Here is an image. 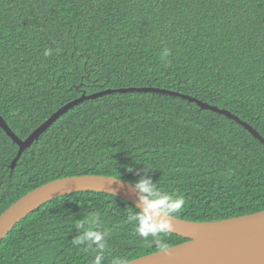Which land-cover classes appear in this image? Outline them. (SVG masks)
<instances>
[{
    "label": "trees",
    "instance_id": "1",
    "mask_svg": "<svg viewBox=\"0 0 264 264\" xmlns=\"http://www.w3.org/2000/svg\"><path fill=\"white\" fill-rule=\"evenodd\" d=\"M129 88L190 96L264 138V0H0V116L19 139L84 95ZM18 153L0 127V216L46 184L87 175L133 184L150 177L184 199L174 217L186 221L264 211V145L236 121L182 98L86 101L12 169ZM135 208L96 192L49 202L3 240L0 264H94L97 253L72 242L93 214L94 230L108 232L103 264L162 251L128 223ZM163 240L169 248L187 242L172 233Z\"/></svg>",
    "mask_w": 264,
    "mask_h": 264
},
{
    "label": "water",
    "instance_id": "2",
    "mask_svg": "<svg viewBox=\"0 0 264 264\" xmlns=\"http://www.w3.org/2000/svg\"><path fill=\"white\" fill-rule=\"evenodd\" d=\"M128 93L163 94L196 103L202 109L216 112L236 121L264 145V138L261 134L239 117L190 96L156 88L117 89L91 96L84 95L66 105L25 141L19 139L0 116V127L19 147V153L12 164V169H15L22 154L32 147L42 134L75 107L104 96ZM82 192L109 194L136 207H142L139 200L140 193L132 184L124 180L95 175L60 179L29 193L0 216V245L18 224L44 205ZM172 224L173 232L171 233L186 239L187 242L168 248L167 251L156 252L133 260L130 264H264V211L217 222H192L174 217Z\"/></svg>",
    "mask_w": 264,
    "mask_h": 264
},
{
    "label": "clouds",
    "instance_id": "3",
    "mask_svg": "<svg viewBox=\"0 0 264 264\" xmlns=\"http://www.w3.org/2000/svg\"><path fill=\"white\" fill-rule=\"evenodd\" d=\"M45 55H50L46 52ZM164 55H168L166 51ZM131 173L133 168L126 169ZM132 186L140 193L139 200L142 207L135 208L136 211L131 212L128 217V223L133 225L135 233L145 242L153 241L162 251H167L169 245L164 242L163 237L173 232V218L178 214L185 201L182 197L173 193L164 192L158 189L157 184L153 183L150 177L140 178ZM87 224L78 225L83 229L79 235L73 239V244L84 246L86 249H91L97 253L94 264H103V253L106 249L105 239L108 235L107 231L94 230L95 225L99 224V215L93 214L89 216ZM95 245V248H93ZM113 264H130L126 259L117 258Z\"/></svg>",
    "mask_w": 264,
    "mask_h": 264
}]
</instances>
